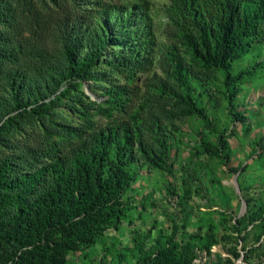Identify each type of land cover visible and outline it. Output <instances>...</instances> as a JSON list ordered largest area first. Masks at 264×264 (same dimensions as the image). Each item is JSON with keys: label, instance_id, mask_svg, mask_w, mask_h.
<instances>
[{"label": "rangeland", "instance_id": "obj_1", "mask_svg": "<svg viewBox=\"0 0 264 264\" xmlns=\"http://www.w3.org/2000/svg\"><path fill=\"white\" fill-rule=\"evenodd\" d=\"M185 1L0 0V175L40 170L25 233L48 264H155L161 248L183 264H264V43L231 61L252 75L227 86L171 18ZM101 42L88 75L69 77ZM110 166L129 178L119 219L70 247L73 230L45 227L76 197L73 174L93 169L94 184Z\"/></svg>", "mask_w": 264, "mask_h": 264}, {"label": "trees", "instance_id": "obj_2", "mask_svg": "<svg viewBox=\"0 0 264 264\" xmlns=\"http://www.w3.org/2000/svg\"><path fill=\"white\" fill-rule=\"evenodd\" d=\"M171 18L180 26L188 46L196 56L224 71L227 86L252 75L251 71L233 75L230 71L231 61L243 55L254 42L264 43V0H186L173 9ZM138 33H125L122 40ZM211 43L216 48L215 58L210 57ZM103 49L104 44L101 42L98 50L89 53L81 64H71L69 77L85 78L98 62ZM15 91L19 94L21 89L17 88ZM14 97L17 107L30 104L18 99L17 95ZM36 104L33 111L37 113L44 112L48 107V103ZM187 106L186 114H197L204 120L207 119L203 109L197 108L190 101H187ZM81 159L84 163L87 162L85 158ZM10 164V160L4 161L5 168ZM91 171L93 169H79L73 174L79 184L76 197L70 202L66 212L57 215L54 225L45 227L49 231L57 230L62 233L73 230L68 237L70 247L95 242L110 219L114 216L119 219L115 202L129 185L127 175L116 167L110 166L107 178L97 180L94 184ZM41 176L40 170L32 174L20 173L12 179L0 175V264H48L36 252L27 249L30 236L25 233V230L31 231L32 225L28 221L38 209L36 189L41 186ZM70 187L67 182L66 190L69 191ZM258 220L260 219L251 220L250 225L254 228V223ZM245 232V236L249 234L248 231ZM240 238L241 241L245 240L244 236ZM260 247L264 252V244H258L253 250ZM154 260L155 264H183L182 260L166 248L158 249Z\"/></svg>", "mask_w": 264, "mask_h": 264}]
</instances>
